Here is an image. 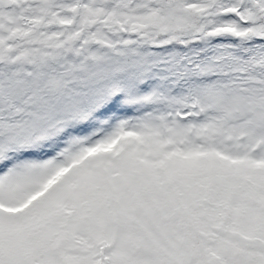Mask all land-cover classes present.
I'll list each match as a JSON object with an SVG mask.
<instances>
[{
	"label": "snow or ice",
	"instance_id": "obj_1",
	"mask_svg": "<svg viewBox=\"0 0 264 264\" xmlns=\"http://www.w3.org/2000/svg\"><path fill=\"white\" fill-rule=\"evenodd\" d=\"M0 264H264V0H0Z\"/></svg>",
	"mask_w": 264,
	"mask_h": 264
}]
</instances>
